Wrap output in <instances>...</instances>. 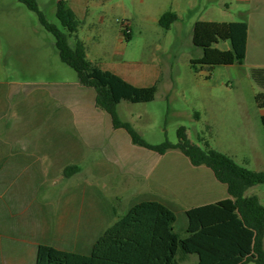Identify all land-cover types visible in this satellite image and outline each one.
Segmentation results:
<instances>
[{"label": "rangeland", "instance_id": "374dc122", "mask_svg": "<svg viewBox=\"0 0 264 264\" xmlns=\"http://www.w3.org/2000/svg\"><path fill=\"white\" fill-rule=\"evenodd\" d=\"M58 1L37 0L47 19L68 33L56 16ZM67 4L79 21L69 41L74 44L82 40L89 60L114 72H124L139 84H151L158 77L154 100H123L117 105L119 117L129 121L146 141L177 143L178 128L183 125L192 143L202 148L208 143L240 165L264 170L261 119L264 108L255 98L258 92L264 91V86L253 75L256 68H264V34H250V57L242 63L193 64L192 59L203 54L202 47L194 44L193 34H174L173 30L166 34L156 22V17L166 7L165 0H67ZM204 17L235 19L231 17L236 16ZM126 30L131 33L130 39L125 35ZM214 46L228 49L231 45L229 40H220ZM255 61L262 66H254ZM153 68H158L157 76L153 75L155 70L150 75ZM82 93L85 101L79 104L77 98L80 99ZM95 95V89L83 87L77 72L61 60L55 36L42 25L37 13L22 1L0 0V132L13 130L22 142L47 146L49 150L42 152L47 158L60 153L53 142L68 140L79 145L86 158L82 177L84 180L91 177L94 170L95 181L99 180L102 189L98 202L101 214L105 213L109 220L96 235L99 237L112 224L113 205L118 207L119 214L125 213L140 199L135 197L144 190H153L154 184L152 178L135 165V160L132 174L112 162L109 146L112 134L103 117L100 119L101 147L95 149L89 145L91 136L88 134L96 129L98 114H105L111 124L109 114L97 106ZM81 104L84 117L77 124L75 111L77 107L82 109ZM79 127L84 128L85 135ZM66 128L67 135L64 134ZM121 134L125 144H133L125 129H119L113 136ZM164 163L166 169L169 167L167 176L170 177L168 181L166 178L164 191L159 193L172 201L169 191L172 177L187 181L191 171H202V167L193 165L179 149H169ZM76 180L66 179V184H76ZM53 187L56 192L57 185ZM116 195L120 197L112 198ZM55 196L49 203L56 212L61 202ZM172 199L180 206L175 230L185 236L184 209L192 202ZM20 239L21 245H29L32 240L27 233H21ZM96 239L91 240L89 247ZM189 257L197 262L196 254Z\"/></svg>", "mask_w": 264, "mask_h": 264}, {"label": "trees", "instance_id": "16d2710c", "mask_svg": "<svg viewBox=\"0 0 264 264\" xmlns=\"http://www.w3.org/2000/svg\"><path fill=\"white\" fill-rule=\"evenodd\" d=\"M19 1L35 11L42 25L55 36L61 60L77 72L80 83L95 89L96 104L110 115L114 127L124 128L135 144L159 153L181 150L192 164L210 167L216 178L227 185L230 195L214 203L187 209L185 236L175 230L177 213L173 207L158 199H139L104 230L88 252L40 243L36 264H179L190 254L198 255V264H264V204L257 194L246 193L250 187L264 183V170L240 165L208 143L206 148L192 143L183 125L178 128L177 143L166 140L151 144L146 141L129 121L119 117L117 105L123 100H154L158 84L137 86L89 60L82 40L71 44L69 36L77 30L79 21L67 0L58 1L56 16L68 33L47 19L37 0ZM176 19L175 12L166 11L159 23L167 29ZM248 30L246 20H198L193 30V42L202 47L203 54L193 58L192 63H242L247 56ZM125 35L131 38L126 31ZM220 40H229L230 48L214 46ZM253 75L264 86V68H256ZM255 98L264 108V91L258 92ZM261 119L264 126V114Z\"/></svg>", "mask_w": 264, "mask_h": 264}, {"label": "crops", "instance_id": "0c3cea01", "mask_svg": "<svg viewBox=\"0 0 264 264\" xmlns=\"http://www.w3.org/2000/svg\"><path fill=\"white\" fill-rule=\"evenodd\" d=\"M165 2L166 7L156 17V22L166 34H169L171 30L174 34H193L195 23L198 20H246L249 25L246 59L250 57V34H264V0H165ZM166 11L177 14V19L167 29L159 23L161 15ZM206 15L224 16L222 18L236 17H231L235 19H215L218 17H204ZM253 64L256 67L262 66L256 61ZM103 69L112 71L109 68ZM153 70L156 71L153 75L157 76L158 68L151 69L150 75ZM115 73L137 86L152 85L158 80L157 77L155 82L144 85L135 83L124 72ZM83 87L89 86L83 85ZM78 101L79 104L84 103L83 93L80 99L77 98ZM75 113L78 124L84 117L83 105L81 110L77 107ZM102 117L112 134V141L109 143L112 162L124 168L125 172L132 174L135 160V165L139 166L141 172L152 178L153 190H144L135 197L136 199L162 200L173 207L177 213L180 206L173 202L172 198L189 199L192 202L190 207H193L214 203L230 196L227 185L216 178L210 167L195 165L202 167V171H191L187 181H179L176 177H172V185L170 184L169 188L172 201L167 200L159 193L164 191L166 178L168 181L170 177L167 176L169 167L167 166L166 169L163 166L167 151L159 153L146 147L148 150L138 149L134 146L138 144H135L132 138L133 144H125L122 141L124 138L122 134L113 136L119 129L124 128L114 127L111 117L110 124L105 114L97 115L96 129L88 134L91 136L89 145L93 148L101 147L100 140L103 130L100 119ZM79 129L83 135L86 134L83 131L84 128L79 127ZM67 133L68 128L64 130V134L67 135ZM53 143L59 147L60 153L47 158L42 155V152L49 150L47 146L45 148L40 143L22 142L20 135L14 133L13 130L0 132V264H36L37 246L40 243L52 244L66 250L88 252L95 242L94 240L89 247L91 240L98 238L96 236L98 232L106 226V221L109 222L106 220V214H101L99 203L102 189L99 180L95 181L94 170H92L91 177L87 179L85 177V180L82 177L86 158H83L84 154L79 150V145L69 143L68 140ZM92 164L94 168L95 165ZM99 165L97 162V167ZM55 168L58 171H55ZM75 178L77 179L76 184H66V179ZM51 182L53 183L50 189ZM54 185L58 187L56 192ZM246 193L257 194L264 204V183L250 187ZM54 196L61 202L56 212L49 203ZM119 197L116 195L112 198L118 199ZM130 206L127 210L125 209V213ZM125 213L119 214L118 207L113 205L112 224ZM101 215L105 217L101 218ZM115 217L117 219L113 221ZM21 233L31 236L32 240L29 245H21ZM198 262L197 255V262L188 256L179 264H198ZM251 263L253 262L245 264Z\"/></svg>", "mask_w": 264, "mask_h": 264}, {"label": "built area", "instance_id": "2783aa9c", "mask_svg": "<svg viewBox=\"0 0 264 264\" xmlns=\"http://www.w3.org/2000/svg\"><path fill=\"white\" fill-rule=\"evenodd\" d=\"M128 30V29H127ZM127 30H126V32H127ZM129 31V30H128ZM127 33H129V32H127Z\"/></svg>", "mask_w": 264, "mask_h": 264}]
</instances>
